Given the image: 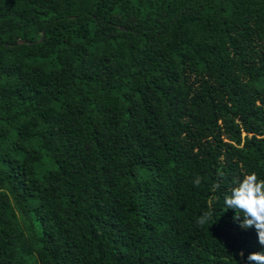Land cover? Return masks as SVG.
<instances>
[{"label":"trees","instance_id":"1","mask_svg":"<svg viewBox=\"0 0 264 264\" xmlns=\"http://www.w3.org/2000/svg\"><path fill=\"white\" fill-rule=\"evenodd\" d=\"M253 172L264 0H0V264H251Z\"/></svg>","mask_w":264,"mask_h":264},{"label":"clouds","instance_id":"2","mask_svg":"<svg viewBox=\"0 0 264 264\" xmlns=\"http://www.w3.org/2000/svg\"><path fill=\"white\" fill-rule=\"evenodd\" d=\"M202 177L193 180L195 187H199ZM233 187L224 197L226 209H234V221H239L242 229L255 228L260 245H264V179H259L256 173L245 174L242 179H234ZM241 214L243 219L241 220ZM211 219V213H203L196 221L203 226ZM243 256V252L240 253ZM251 264H264V252H253L247 257Z\"/></svg>","mask_w":264,"mask_h":264},{"label":"water","instance_id":"3","mask_svg":"<svg viewBox=\"0 0 264 264\" xmlns=\"http://www.w3.org/2000/svg\"><path fill=\"white\" fill-rule=\"evenodd\" d=\"M40 41H41V39H40ZM24 43V41H19V44H23Z\"/></svg>","mask_w":264,"mask_h":264}]
</instances>
